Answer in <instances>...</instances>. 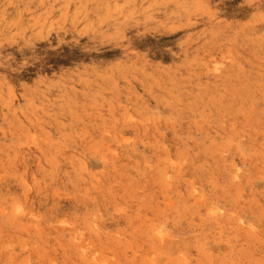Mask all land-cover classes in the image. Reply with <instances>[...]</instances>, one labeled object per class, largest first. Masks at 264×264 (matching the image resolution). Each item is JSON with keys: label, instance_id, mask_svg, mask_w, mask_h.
I'll list each match as a JSON object with an SVG mask.
<instances>
[{"label": "rangeland", "instance_id": "obj_1", "mask_svg": "<svg viewBox=\"0 0 264 264\" xmlns=\"http://www.w3.org/2000/svg\"><path fill=\"white\" fill-rule=\"evenodd\" d=\"M0 264H264V0H0Z\"/></svg>", "mask_w": 264, "mask_h": 264}]
</instances>
